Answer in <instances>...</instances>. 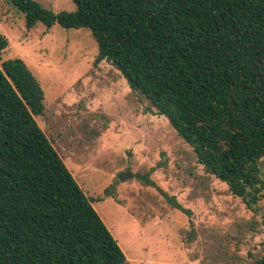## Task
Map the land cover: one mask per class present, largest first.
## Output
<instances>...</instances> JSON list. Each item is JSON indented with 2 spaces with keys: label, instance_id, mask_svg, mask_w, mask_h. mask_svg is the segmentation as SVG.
<instances>
[{
  "label": "trees",
  "instance_id": "16d2710c",
  "mask_svg": "<svg viewBox=\"0 0 264 264\" xmlns=\"http://www.w3.org/2000/svg\"><path fill=\"white\" fill-rule=\"evenodd\" d=\"M26 28H87L188 143L256 211L264 190V0H7ZM0 31V264H131L37 123L44 90ZM179 209L184 210L179 204ZM248 264H264V253Z\"/></svg>",
  "mask_w": 264,
  "mask_h": 264
},
{
  "label": "rangeland",
  "instance_id": "374dc122",
  "mask_svg": "<svg viewBox=\"0 0 264 264\" xmlns=\"http://www.w3.org/2000/svg\"><path fill=\"white\" fill-rule=\"evenodd\" d=\"M37 1L75 9L73 0ZM0 31L9 40L3 58L24 59L44 90L37 123L131 264H248L264 253V190L253 211L205 173L111 61L94 63L87 28H26L24 15L0 0ZM261 168L264 179V157Z\"/></svg>",
  "mask_w": 264,
  "mask_h": 264
},
{
  "label": "water",
  "instance_id": "95a60500",
  "mask_svg": "<svg viewBox=\"0 0 264 264\" xmlns=\"http://www.w3.org/2000/svg\"><path fill=\"white\" fill-rule=\"evenodd\" d=\"M126 177H127V176L124 175L123 173H121V174L119 175V178H120L121 180H124Z\"/></svg>",
  "mask_w": 264,
  "mask_h": 264
}]
</instances>
